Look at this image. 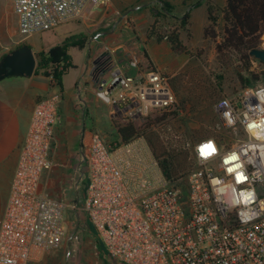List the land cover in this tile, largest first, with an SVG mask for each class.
I'll list each match as a JSON object with an SVG mask.
<instances>
[{
    "label": "built area",
    "instance_id": "built-area-1",
    "mask_svg": "<svg viewBox=\"0 0 264 264\" xmlns=\"http://www.w3.org/2000/svg\"><path fill=\"white\" fill-rule=\"evenodd\" d=\"M10 2L19 33L31 36L81 18L109 0ZM114 49H108L111 56ZM140 59L130 56L128 68L116 62L110 78L96 84V97L112 108V117L138 120L177 104L171 77L157 67L147 68ZM257 87H244L214 103L227 100L236 123L228 126L222 119L227 109L213 106L219 134L194 142L195 165L184 188L169 183L153 157L143 161L135 142L113 148L101 134L91 135L83 155L87 171L82 176V209L111 258L122 264H264V210L259 204L264 200V183L253 184L258 200L252 207L259 215L247 223L238 217V208L217 200L210 184L212 177H220L226 184L232 181L222 158L250 141L241 121L249 104L258 103L256 97L246 96V90ZM59 103L60 97L54 95L33 109L0 221V264H29L62 247L69 256L77 241L75 231L64 226L66 205L50 196L44 185V174L51 166ZM249 115L256 118L253 112ZM209 138L215 139L219 154L198 163L195 145ZM245 167L251 176L253 165L246 163Z\"/></svg>",
    "mask_w": 264,
    "mask_h": 264
},
{
    "label": "rangeland",
    "instance_id": "rangeland-1",
    "mask_svg": "<svg viewBox=\"0 0 264 264\" xmlns=\"http://www.w3.org/2000/svg\"><path fill=\"white\" fill-rule=\"evenodd\" d=\"M207 1L109 0L107 5L87 12L81 18L73 19L49 31L24 36L19 33L18 20L10 0H0V61L4 55L24 45L32 48L38 61L41 52H48L54 46L61 44L67 37L73 35L86 37L85 48H69L68 52L72 57V60L70 57L71 66L64 74L66 87L75 78L82 79L81 84L83 86L88 73L90 74L94 60L105 53L110 54L108 49L115 48L113 58L115 62L121 64L123 62L121 55L126 51H132L131 56L139 57L146 49V43L151 47L159 45L154 38H146L151 26L157 25L156 21L161 22L160 24L176 22L162 16L163 8L168 9L178 18L190 14L189 31L183 30L181 33L184 49L173 52L166 43L160 44L156 48L158 62L154 66L171 77V83L177 95V105H181V100L186 98L190 101L191 107H188L186 111L181 110L178 116L171 115L153 130L158 131L163 136H167L174 129L179 132L191 131V139L196 141L211 134L218 135L219 131H217L216 115L213 108L215 101L224 96H232L245 86L263 85L261 80L255 78V75H262L264 64L253 62L251 68L253 74L248 75L244 72L239 74L236 54L231 53L226 57L217 55L213 41L205 39L203 36L204 27L207 25V13H203V7L193 11L202 3L206 5ZM211 1L218 7L225 3V0ZM177 23L175 25H178ZM98 34L101 35L96 38ZM261 40L260 49H264V35ZM51 69L39 70L33 75L55 83L52 82ZM110 76L111 74H107L105 79H109ZM18 79L22 78L9 77L0 81V85L11 86V81ZM7 92L11 93V90ZM41 99L38 98L37 101ZM96 100L95 109L99 111L101 122L99 127H95L88 135L92 134L93 131L101 130L103 131L102 137L114 148L117 144L116 132L112 130L113 123H109V109L112 111V108L98 98ZM173 110L174 108H171L168 112ZM139 139L147 145L144 138ZM223 139L228 141L226 137ZM133 142L136 145L139 144V141ZM54 143L53 147L57 144V149L51 153V166L45 177L44 185L50 196L66 205L64 226L66 230L75 231L77 241L72 245L69 256L66 255L65 249L62 247L44 253L39 261L31 264H122L107 254L95 230L90 225L86 212L82 209L85 191L82 189L84 182L80 183V181L87 171L86 163L83 160L84 144L81 141L80 150L75 155L76 161L69 168L72 171H70L72 177L69 176L68 180H62L57 175L59 169L62 168L57 160L60 159L58 157L65 151L67 145L61 142L57 143V138H55ZM115 154L112 151V155ZM149 157H153L150 150ZM65 184L71 187L69 192L64 190L63 185ZM77 185L80 187L78 190ZM78 213H80L79 217Z\"/></svg>",
    "mask_w": 264,
    "mask_h": 264
},
{
    "label": "trees",
    "instance_id": "trees-1",
    "mask_svg": "<svg viewBox=\"0 0 264 264\" xmlns=\"http://www.w3.org/2000/svg\"><path fill=\"white\" fill-rule=\"evenodd\" d=\"M206 7L207 25L203 30L204 38L213 41L215 52L219 57H226L231 53L237 55L239 74L242 72L248 75L253 74L251 71L253 62L264 64L250 55L252 50L260 49L262 43L264 0H225L224 5L220 7L208 0ZM163 10L162 16L178 22V25H175L176 22L160 24L161 22L156 21L157 25L151 26L146 38H154L157 43H166L173 52H179L184 49L181 33L183 30L189 31L190 14L178 18L168 9L163 8ZM85 46L86 37L77 35L67 37L61 44L54 46L48 52L39 54L35 72L52 68V82L62 87L63 75L71 66L69 48L80 47L83 49ZM143 55V61L146 59L144 62H146L147 68H154L146 50H143ZM115 67V59L110 54L105 53L97 57L90 70L91 80L97 84L100 79H105V76L109 75ZM60 68L61 70H59ZM255 78L261 80L264 85V71L261 76L255 75ZM190 105V101L184 98L181 100V105H174L172 107L174 110L170 112H168L169 110L154 111L147 117L129 121L118 116L113 117L116 146L127 145L141 137L144 138L163 177L169 183L184 188L185 178L195 165L192 152L194 144V140L191 139L192 132H179L174 129L167 136H163L153 128L166 121L171 115L178 116L181 110L186 111L188 107H191ZM208 136L216 137L217 134Z\"/></svg>",
    "mask_w": 264,
    "mask_h": 264
},
{
    "label": "crops",
    "instance_id": "crops-1",
    "mask_svg": "<svg viewBox=\"0 0 264 264\" xmlns=\"http://www.w3.org/2000/svg\"><path fill=\"white\" fill-rule=\"evenodd\" d=\"M202 7L203 13L206 14L207 7L203 3L193 11L200 10ZM160 44L162 43L153 45V47L148 43L145 44L146 49L144 50H146L148 58L153 65H157L156 48L160 46ZM131 52L132 51H126L121 55L123 62L120 65L122 67L128 68ZM69 56L71 57L70 54ZM139 57L142 62L146 60L144 58L145 60L143 61V54L139 55ZM144 65H146V62H144ZM128 72L133 73L132 70ZM64 80L65 76L63 75L62 87H60L55 83H51L49 80H42L33 75L29 78L11 81V86H6L4 84L0 85V221L10 194L15 169L29 128L31 115L35 105L39 102V100L37 101L38 98H42L41 100H43L54 95H58L61 98V102L58 106V117L55 125V137L52 142L51 153L57 149V144L53 147L55 138H57V143L61 142L67 145L65 151L58 157L60 159L57 160L62 166V170L59 169L57 175H59V178L62 180H68L70 178L69 176H71V170L69 168L74 165L76 161L75 155L78 153V150H80L81 141L86 150L92 134H103V131L100 130L96 132L93 131L94 133L92 132V134L88 135L95 127H99V123L101 122L99 111L95 109L97 104V85L91 80L90 74L88 73L83 86L81 84L83 80H80V78V81L75 78L68 87H66ZM9 90H11V93L7 92ZM109 123L112 124L111 109H109ZM112 130L115 131L114 127ZM136 141H139V144L136 145V149L144 158L143 161H150L152 157H149V148L146 143L143 140L140 141V139ZM195 141L196 140H194V142ZM138 168V166H135V169ZM46 175L47 172L44 174V180ZM83 182L82 180L80 181V183ZM63 188L67 190L66 192H69L71 189V187H68L66 184L63 185ZM76 188L78 190L80 188L79 185H77ZM82 189H84V183ZM41 257L42 255H40L36 261H39Z\"/></svg>",
    "mask_w": 264,
    "mask_h": 264
},
{
    "label": "clouds",
    "instance_id": "clouds-1",
    "mask_svg": "<svg viewBox=\"0 0 264 264\" xmlns=\"http://www.w3.org/2000/svg\"><path fill=\"white\" fill-rule=\"evenodd\" d=\"M245 94L249 98L254 96L258 100L255 106L249 104V109L244 113V119L241 121L249 134L250 141L241 146L238 151H230L222 158L224 171L232 177V181L226 184L222 178L212 177L210 184L217 200L225 203L229 208H238V217L242 222L247 223L259 215L252 207L258 200L257 190L253 184L256 181L264 183V170H262L264 169V86L258 85L255 90L248 89ZM100 95L104 97L103 93ZM214 107L227 109L222 113V119L228 126L235 125L236 118L233 117L227 100L220 101ZM249 112H253L256 118L253 119ZM252 140L257 142H251ZM194 150L198 163H206L219 154V148L213 138L202 140L195 145ZM249 153L252 155L249 156ZM241 157L245 159L242 160ZM257 159L259 166H257ZM246 163L254 167L251 176L247 173ZM242 184H247L248 187L239 188L238 186ZM259 204L264 210V200H260ZM8 264H12V261H8Z\"/></svg>",
    "mask_w": 264,
    "mask_h": 264
},
{
    "label": "water",
    "instance_id": "water-1",
    "mask_svg": "<svg viewBox=\"0 0 264 264\" xmlns=\"http://www.w3.org/2000/svg\"><path fill=\"white\" fill-rule=\"evenodd\" d=\"M250 55L264 63V49H254ZM37 59L32 48L24 45L4 55L0 61V81L9 77L29 78L33 76Z\"/></svg>",
    "mask_w": 264,
    "mask_h": 264
}]
</instances>
